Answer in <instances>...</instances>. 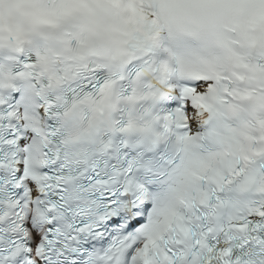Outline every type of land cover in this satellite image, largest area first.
Segmentation results:
<instances>
[{
	"label": "snow or ice",
	"instance_id": "1",
	"mask_svg": "<svg viewBox=\"0 0 264 264\" xmlns=\"http://www.w3.org/2000/svg\"><path fill=\"white\" fill-rule=\"evenodd\" d=\"M0 264H264V0H0Z\"/></svg>",
	"mask_w": 264,
	"mask_h": 264
}]
</instances>
